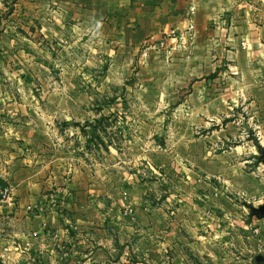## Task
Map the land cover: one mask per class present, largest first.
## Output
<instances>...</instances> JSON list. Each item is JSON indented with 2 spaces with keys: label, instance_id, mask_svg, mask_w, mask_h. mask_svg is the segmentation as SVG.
I'll return each instance as SVG.
<instances>
[{
  "label": "rangeland",
  "instance_id": "374dc122",
  "mask_svg": "<svg viewBox=\"0 0 264 264\" xmlns=\"http://www.w3.org/2000/svg\"><path fill=\"white\" fill-rule=\"evenodd\" d=\"M14 2L0 0V23L7 20ZM49 12L53 23L61 24L59 10ZM83 36V43L66 48L58 46L59 40L51 42L46 77L21 74L22 86L0 77L3 92H12L11 103L35 107L33 119L54 122L52 141L61 145L49 147L46 163L40 164L45 169L37 176L40 201L34 211L46 222L40 225L42 233L32 232L31 238H50L53 243L47 249L58 254L68 249L71 264H254L256 256L264 255V217H249V207L264 203V164L255 146L264 148V117H254L252 107L245 108L252 98L229 111L234 116L221 120L224 130L232 122V136L220 133L221 140L213 138L209 144L211 166L223 173L191 176L175 169L187 165L176 160L170 163L172 170L160 168L156 161H168L164 152L173 148L164 143L168 137L163 134L173 111L155 108L158 100L145 98L144 68L150 52L169 65L171 54L183 49L165 58L145 41L124 62ZM22 115L18 118H26ZM58 137L67 139V145L62 147ZM75 168L84 173L78 175L85 182L81 199L83 193L92 195L88 190L98 195L83 200L89 202L88 209L78 212L66 206L68 196L61 192ZM15 185L13 180L0 182V188L10 189L9 199L0 197L1 203L11 201ZM72 194L69 203L77 199ZM21 248L26 252L28 245ZM0 260L3 264L4 258Z\"/></svg>",
  "mask_w": 264,
  "mask_h": 264
},
{
  "label": "crops",
  "instance_id": "0c3cea01",
  "mask_svg": "<svg viewBox=\"0 0 264 264\" xmlns=\"http://www.w3.org/2000/svg\"><path fill=\"white\" fill-rule=\"evenodd\" d=\"M12 6L7 20L0 23V77L16 85H20L21 74L48 75L51 42L60 41L58 46L66 48L83 43V35H87L94 46L107 48L108 53L117 54L115 58L119 55L127 62L130 53L137 52L145 41H160L170 30L183 29L191 19L193 37L187 47L173 52L169 65L156 61L150 52L144 68L145 98L158 100L155 108L170 107L173 111L168 131L163 132L168 137L164 143H172L173 148L170 153L164 152L170 157L168 161L155 160L160 168L172 170L171 161H186L182 169L176 162L175 169L195 177L198 173L205 177L223 173L211 166L209 144L213 138L231 137L235 128L231 122L222 129L221 120L234 116L229 111L250 98L245 108L252 107L254 117H264V0H16ZM49 9L59 10L61 24L53 23ZM19 31L28 36H21ZM13 58L17 63H11ZM20 89L27 95L24 87ZM12 96L11 90L3 92L0 85V182L16 183L11 201H0V256L3 264H31L34 258L38 264L67 263L68 249L58 254L47 249L53 243L50 238H31L32 232L42 233L40 225L46 222L34 211L41 189L37 176L45 169L40 164L46 163L49 147L61 148L52 141L54 122L33 119L31 112L38 109L28 104L14 105ZM22 113L26 118H18ZM59 140L62 147L68 143L64 137ZM69 166L65 165V170ZM79 174L84 173L75 168L61 189L69 201L75 192L79 204L74 199L66 206L76 212L88 209L89 202L83 200L98 198L88 190L92 195L83 193L81 199L85 182ZM128 190L137 198L133 188ZM26 244L25 252L21 247Z\"/></svg>",
  "mask_w": 264,
  "mask_h": 264
},
{
  "label": "built area",
  "instance_id": "2783aa9c",
  "mask_svg": "<svg viewBox=\"0 0 264 264\" xmlns=\"http://www.w3.org/2000/svg\"><path fill=\"white\" fill-rule=\"evenodd\" d=\"M193 29V23L191 19L188 18L183 29L174 28L170 30L169 32L164 34L160 41H147L151 44L148 46V48L162 51L165 54V58H168L170 57L171 52L187 47V44L192 40ZM9 193V188H0V197L2 201L9 199Z\"/></svg>",
  "mask_w": 264,
  "mask_h": 264
},
{
  "label": "water",
  "instance_id": "95a60500",
  "mask_svg": "<svg viewBox=\"0 0 264 264\" xmlns=\"http://www.w3.org/2000/svg\"><path fill=\"white\" fill-rule=\"evenodd\" d=\"M255 146L257 147L260 155H261V158H262V163L264 164V148L261 147L260 144H255ZM250 209V215L249 217L252 218L254 216L258 217V218H261V217H264V203L255 208V207H249ZM254 264H264V256H261V255H258L254 258L253 260Z\"/></svg>",
  "mask_w": 264,
  "mask_h": 264
},
{
  "label": "flooded vegetation",
  "instance_id": "af4514ba",
  "mask_svg": "<svg viewBox=\"0 0 264 264\" xmlns=\"http://www.w3.org/2000/svg\"><path fill=\"white\" fill-rule=\"evenodd\" d=\"M264 256V255H263Z\"/></svg>",
  "mask_w": 264,
  "mask_h": 264
}]
</instances>
